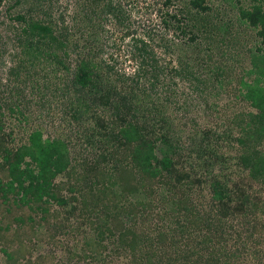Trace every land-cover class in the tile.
I'll return each instance as SVG.
<instances>
[{"label":"rangeland","instance_id":"374dc122","mask_svg":"<svg viewBox=\"0 0 264 264\" xmlns=\"http://www.w3.org/2000/svg\"><path fill=\"white\" fill-rule=\"evenodd\" d=\"M59 1L61 5L57 8V13L60 14L66 10L72 13L75 10L73 0ZM118 1L126 13L130 6L129 0ZM126 1H128V7ZM154 1L135 0L133 3L134 12L130 13L133 31L131 30L132 33L126 35L125 38H122L123 31L114 19L102 22L103 30L100 35L103 37L104 56L113 54L117 60L115 62L117 67L121 71H125L128 76H133L135 71L142 68L141 59H135L131 55V53L137 54L133 45L139 44L140 39L153 46V51L161 64L166 65L171 60L173 66H179L178 49L172 50L171 53H164V49L158 46V42L162 37L172 38L176 43L180 42L181 38L174 35L172 31L166 33L162 24L159 25L160 18H157L156 14L150 17L151 23L146 20L153 10L149 4ZM163 1L156 0V3ZM259 1L264 4L263 0ZM189 2L190 0H174L173 4L166 7L165 10L173 14H179V12L181 15L188 14L189 8H191ZM254 2L257 1L204 0L209 10L202 14L206 20H198V23L204 25L214 23L211 26L212 39L215 40L211 44L214 47L212 62L223 69L219 70L218 75L217 69L215 73H208L201 69L203 77L210 78L208 82L210 84L204 88L203 93L194 90L193 80L184 76L175 78L171 72L172 74H161L155 89L153 91L150 89L149 96H147L148 94L146 95L142 91L144 87L150 88V86L145 78H142L140 95L136 96L132 101L134 104H131L135 108V116L128 107L122 111V105L119 108L123 115L121 117L116 115L117 109L114 107V103L106 102V97L103 102L101 101L104 96L99 101L89 100L93 103L91 111L76 112L74 109L76 104L71 105L70 98V95H75L74 90L63 94V90L60 88L65 86V82L54 72L45 71L44 59L37 60L41 64L40 67L25 62L23 65L25 70L21 72V79H24V82L21 83L22 85L19 84L22 89L18 90L17 80L11 70L15 63L19 62L9 55L13 51L11 48L15 37L12 31H8V35L3 36L4 39H8L9 36V43L6 47L9 51L0 58V84L3 85L0 86V103L2 105L0 122L3 124L0 136V153L4 152L8 146L12 150H16L10 158H14L13 167L18 169L17 172L21 178L19 180L23 181V187L14 191V194L11 195L12 198L3 199L0 195V264H164L163 260L166 257L160 260L161 263L157 260L148 262L150 258L146 255L142 257L139 255L136 258L140 251V243L137 250H134L135 253L129 248L121 249L116 241L117 238L107 235V232L101 234V228L94 229V227L97 228V223L93 224V227L92 221L77 227L81 231L79 236L72 237L68 233L65 235L64 232L68 226L75 224L76 217L74 215L81 216L82 207L74 210V214L71 215L53 199L48 204L51 207L49 206L47 212L39 211V208L45 207L43 203L38 208V212L31 211L28 205L26 208H21L15 203L16 200L17 202L21 201L20 198L24 191L31 186V182L35 188L41 186L42 176L39 180L36 178L40 176L38 174L39 166L43 163L39 164L38 160L41 159V155H47L48 149L50 151L47 155L49 161L45 164L51 167L54 172V186L62 188L63 195L68 197L70 202H76L71 199L74 192L70 190V187L80 184L79 187L84 189V185H82L83 168H79L83 161L103 164L115 148L122 150L124 154L126 153L133 159L137 152L135 139L139 136L136 131L137 126H146V124L149 127L155 126L158 135H162L163 130H159V127L164 126L170 142L181 149L176 158V165L181 168L186 167L196 176L207 173V161L213 160L210 158L211 155L224 153V156L218 159L225 167L223 168L222 164L216 161L217 158H214L217 165L214 170L212 169L208 181L201 183V187H206V189L203 190L201 199L195 204L204 217L211 215L218 221L215 213L210 212L212 205L216 203V201L213 202L209 194L210 183L213 178L222 181L229 179L228 184L231 186L229 188L233 191L236 190V194H241V200L238 203L239 208L230 207L229 216L225 217L224 214L218 213V217L223 218L225 231L224 238H221L218 247L222 248L224 256L226 253L233 255L231 259H227V264H264V182L255 181L250 176L248 177L246 172H240L242 166L238 162V156L243 149V142L237 141L238 139L244 141L243 132L245 130L241 123L246 117L245 115L248 114L247 112L254 113L259 110L257 105L253 104L252 94L264 92V46L261 45L257 30L238 20L240 7L252 5ZM44 4L49 5V1L45 0ZM67 6L69 7L67 8ZM7 7V2L0 6V11L3 14L0 19L8 16L5 13ZM181 8H184L183 11H180ZM128 13L129 11L126 15ZM57 16L59 15L57 14ZM71 18L67 23L73 25ZM153 26L158 29L157 34L153 37L154 39H149L145 32ZM72 28L76 29V25ZM0 30H3L2 26H0ZM87 31L88 29L86 33ZM4 34L6 33L4 32ZM81 36L86 35L75 32L76 45L85 44L84 41H80ZM258 46H262L261 49ZM0 48H4L2 44ZM118 49L121 50L120 53ZM76 52L72 59L80 57L79 54L76 55ZM189 53L192 54L191 51ZM258 54L263 56L258 58L256 57ZM200 62L203 63V60ZM76 64H78L76 60H72V65ZM202 67H205L204 64ZM70 71L72 72V70ZM114 84L118 85L119 89L124 86V90L131 89L128 88L130 85L128 81L125 83L114 79ZM117 99L118 102L121 100L119 96H116L114 101L116 102ZM128 104L130 105V103ZM148 108L153 110L161 108L163 113L161 114L160 111L150 112ZM97 115L104 118V126L109 124L106 129H96L95 116ZM130 120L132 125L129 123ZM111 128L112 130H110ZM113 130L111 135L110 131ZM126 131L128 132L125 133ZM250 132L251 130L248 133ZM116 136L120 138L118 141H115ZM90 137L92 138L90 139ZM128 138H132L133 141L126 142ZM56 140L67 143L66 148H63L65 165H61L58 152H51L50 145L57 143ZM248 141L251 148L264 158V139L260 143H257L255 138ZM150 142V139L149 142H143L145 150L150 155L152 153L154 155V144L151 142V146H149ZM163 144L164 142H160L161 146ZM2 160L5 161V157L0 158V178L6 182L11 178L8 177L9 172L6 168H2ZM75 163L76 167L74 168ZM67 164H69L68 167H66ZM105 167L108 166L104 164L103 170ZM225 173L226 177L222 176ZM239 175H245V178H241ZM206 177L208 176L206 175ZM19 180H14L15 184L20 185ZM242 202L245 204L243 205ZM156 221L158 222V219H153L150 224L147 220V230L150 233L157 229ZM217 223L212 224L216 225ZM139 225L141 224L139 223ZM175 234L179 236L177 233ZM174 238L177 241L178 237H170V240H174ZM89 239L93 240L92 247L96 255H98L97 250L100 244L108 245L106 249H103L104 258H101L100 262L97 258H91L93 251L87 253L90 256L86 258L80 254L85 250L84 247L87 248L85 241ZM167 244H160L159 252H166L164 256L169 257L172 251L170 242ZM114 247L119 251H114L112 249ZM212 248L206 249L210 255L213 254ZM180 263L188 264L180 258L176 259L174 264ZM222 263H225V259Z\"/></svg>","mask_w":264,"mask_h":264},{"label":"trees","instance_id":"16d2710c","mask_svg":"<svg viewBox=\"0 0 264 264\" xmlns=\"http://www.w3.org/2000/svg\"><path fill=\"white\" fill-rule=\"evenodd\" d=\"M44 1L0 0V6L6 2L8 4L5 11L8 16L0 19V26L3 27V30H0V45L2 44L4 47L0 48V58L9 51L6 48L9 43V36L8 39H4L3 36L8 35V31H12L15 42L11 48L13 49L12 54L9 53V55L19 62H16L11 70L17 80L18 90L22 89L19 84L24 82V79H21V72L25 70L23 66L25 62L40 67L41 64L37 60L44 59L45 71L54 72L57 77H61L65 82V86L60 88L63 90V94L74 90L75 95H70V98L71 105L76 104L74 106L76 112L83 111L87 113L91 111L92 102L99 101L104 96L101 101L103 102L106 97V102H109V104L114 103V107L117 109L116 115L120 117L123 115L119 108L122 105V111L128 107L135 116V108L131 104H134L133 99L140 95L142 89L140 81L142 78H145L150 86V88L143 86L144 90L142 92L148 94L147 96H149L150 89L152 91L155 89L161 74L171 72H173L175 78L184 76L193 80L194 90L203 93L204 88L210 84L208 83L210 78L203 77L201 69L205 72L208 71V73H215L217 69V75L220 73L219 70L223 69V67L216 66L212 62L214 47L211 44L215 40L212 39L211 26L214 23L209 25L198 23V20H206V17H203L202 14L209 10L204 0H190L188 3L191 6L190 11L188 14L183 15L180 12L179 14H173L165 10L166 7L173 4L174 0H164L162 3H156L155 0L149 4L153 7V10L146 20L150 22V17L156 14L157 18H160L159 25L162 24V28L166 33L172 31L174 35L181 38L180 42L177 43L172 38L166 37H162L158 42V46L164 49V53H171L172 50L178 49L179 66H173L171 60L166 65L161 64L160 60H157L158 57L153 51V46L148 44L149 42L140 39L139 44L135 43L133 45V49L137 54L131 53V55L135 59H141L142 68L135 71L133 76H128L125 71L123 72L117 67L118 65L115 64L117 60L113 54L107 57L104 56L103 37L100 33L103 30L102 22L111 19H114L118 23V27L122 29V38L132 33L130 32L132 30L130 13L131 11L134 12L133 3L135 0H129L130 6L127 11L125 10L126 13L129 11L127 15L118 0H73L75 10L73 9L72 13L68 10L62 11L60 14L56 12L61 5L59 0H47L49 5H45ZM256 1L252 5L240 7L238 20L248 27L256 29V33L261 39V45L264 46V4L259 0ZM127 2L126 6L128 7ZM155 5L156 8H154ZM183 9L181 8L180 11H183ZM2 15L0 11V17ZM69 18H71L73 25L67 23L70 21ZM75 25L76 29H73L72 27H75ZM157 30L153 26L148 28L145 33H147L149 39H154ZM75 32L86 35L81 36L82 39H80V41H84V45L75 44ZM261 47L258 46L259 49ZM75 51H77L76 55L79 54L80 57L72 59ZM118 51L120 53L121 50L118 49ZM189 51H191L192 57ZM261 55L258 54L256 57L259 58ZM72 60H76L78 64L72 65ZM200 60H203V63ZM203 64L205 67H202ZM114 79H119L125 83L128 81L130 83L128 88L131 89L124 90L125 86L119 89L118 85L114 84ZM0 86L3 85L0 84ZM116 96L121 99L119 100L120 104L118 99L116 102L114 101ZM251 99L259 110L254 113L247 112L248 114L245 115L246 117L241 123L242 128L245 130L243 132L245 138L244 141L237 140L243 142V149L238 156V162L242 166L240 172H246L248 177L250 176L255 181L264 182V158L259 152L251 148L248 141L255 138L257 143H260L264 139V92L252 94ZM151 100L153 101V99ZM1 107L0 103V109ZM148 111L163 113L161 108L155 110L148 108ZM95 117L97 130L100 128L106 129L109 126V124L104 126V118L102 119L101 115ZM131 122L130 120L129 123L132 125ZM163 127V125L159 127V130H163L162 135H158V131L153 125L151 127L147 124L146 126H137L136 131L139 136L135 139L137 152L133 159L127 156L126 153L124 154L122 150L115 148L103 164L83 161L79 168H83L82 185H84L85 190L79 187L80 184L70 187V190L74 192L71 199L76 202H70L69 198L63 195L62 188L54 186V172L51 167L45 164L49 161L47 155L50 151L48 149L47 155H41V159L38 160L39 164L43 163L39 166L38 174L40 176L36 178L39 180L42 176L41 186L35 188L33 182H31V186L24 191L22 198H20L21 201L17 202L15 198V203L20 205L21 208H26L28 205L31 211L37 212L43 203L45 207L39 208V211L47 212L51 207L48 204L53 199L71 215L74 214V210L82 207L81 216L74 215L76 219L72 216L76 220L74 222L76 225L70 224L64 232L65 235L68 233L72 237L79 236L81 231L77 227L92 221L93 227V224L97 223V228L94 227V229L101 228V234L107 232V235H113L117 238L116 241L121 249L129 248L134 252L140 243V251L136 258L139 255L141 257L146 255L150 259L156 257L154 260L148 259V262L157 260L161 263L160 260L166 257L163 260L164 264H174L178 258L188 264H223V259H225L224 264H227V259H231L233 255L226 253L224 256L222 248L218 247L221 238L223 239L225 234L223 218L218 217V215L222 213L227 217L230 215V207L239 208L238 203L241 200V194H236V190L233 191L229 188L231 187L228 184L229 179L222 181L213 178L212 183H210L209 194L213 202L216 201V203L212 205L210 212L215 213L218 221L211 215L204 217V214L195 204L196 201L201 199L203 190L206 189V187H201V183L208 181L212 169L214 170L217 165L216 161L221 163L218 158L223 157L224 153L211 155L210 158L213 160L207 161V173L196 176L194 172L189 171L186 167L181 168L176 165V158L181 149L170 142V138L167 137L168 134ZM249 130H251L250 133H248ZM2 131L3 124L0 122V136ZM110 132L112 135L114 130ZM119 139V136H116L115 141ZM149 139L154 144V155L153 153L150 155L145 150L144 143L149 142ZM56 141L58 142L50 145L51 152H58L61 165H65L63 162L65 155L63 148H66L67 143ZM132 141V138H128L126 142ZM151 142L148 143L149 146H151ZM160 142H164L163 146L160 145ZM61 144L62 147H60ZM6 148L4 152L0 153V158L5 157V161L2 160L1 162L2 168H6L9 172L8 177L11 179L5 182L0 178V195L3 199L12 198L13 192L23 187V181L19 180L21 178L17 172L18 169L16 170L13 167L14 158H10L16 150H12L9 146ZM214 158H217L216 161ZM104 164L108 167L103 170ZM221 164L224 168V164ZM68 166L69 164L66 167ZM222 176L226 177V173ZM239 176L245 178V175ZM14 180H19L20 185L15 184ZM242 204L244 205L245 202H242ZM153 219H158V222L156 221L158 226H156L157 229L153 233H150L146 224L147 220L152 224ZM215 222L218 223L213 225L212 223ZM170 237H178V239L177 241L176 238L170 240ZM168 242H170L169 245L172 251L169 257L164 256L166 252H159L160 244L168 245ZM85 245L87 248L84 247L83 252L80 250V254L86 258L90 256L87 253L93 251L91 258H97L98 262L101 261V258H104L103 249L108 247V245L100 244L97 250L98 255H96L92 247L93 240H86ZM209 247H213L212 255L207 253L206 249ZM112 249L119 251L115 247Z\"/></svg>","mask_w":264,"mask_h":264}]
</instances>
